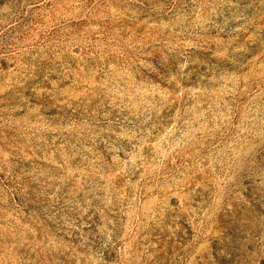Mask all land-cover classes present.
<instances>
[{
    "label": "rangeland",
    "instance_id": "rangeland-1",
    "mask_svg": "<svg viewBox=\"0 0 264 264\" xmlns=\"http://www.w3.org/2000/svg\"><path fill=\"white\" fill-rule=\"evenodd\" d=\"M0 264H264V0H0Z\"/></svg>",
    "mask_w": 264,
    "mask_h": 264
}]
</instances>
